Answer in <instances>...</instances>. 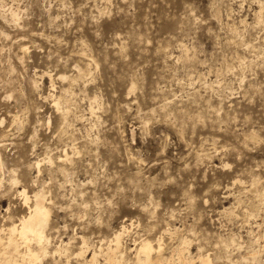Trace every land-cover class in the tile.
I'll return each instance as SVG.
<instances>
[{
  "label": "rangeland",
  "instance_id": "1",
  "mask_svg": "<svg viewBox=\"0 0 264 264\" xmlns=\"http://www.w3.org/2000/svg\"><path fill=\"white\" fill-rule=\"evenodd\" d=\"M23 192L34 264H106L123 228L122 264H264V0H0V232Z\"/></svg>",
  "mask_w": 264,
  "mask_h": 264
},
{
  "label": "bare ground",
  "instance_id": "2",
  "mask_svg": "<svg viewBox=\"0 0 264 264\" xmlns=\"http://www.w3.org/2000/svg\"><path fill=\"white\" fill-rule=\"evenodd\" d=\"M7 12L11 15L13 19H15V17L17 16V14L11 9L7 10ZM83 58H85V56ZM77 69H78L77 71L78 80L85 79L87 77V73L90 72L88 70L90 68H88L87 70H83L77 67ZM62 79H65V78H62ZM51 80H52V85L54 86V81L53 79ZM34 87H35V83H34ZM62 96L64 97V95ZM51 97L54 100L53 104L55 103L57 110L63 112V115L65 116V112L67 111V107L65 105L66 103L62 100L61 97H57L56 95H52ZM66 118L67 117H65V119ZM64 157L65 159H63V161L70 160L67 153H65ZM252 186L254 189L256 187V183H253ZM22 195L25 199V204L28 206V215L23 217L22 220L19 222V224H14L12 225V227H10L7 230L6 229L1 230L0 232V264H34L36 262H41L43 258L47 257L50 254L49 252L50 251V238L46 234V229L49 224L50 212L45 205V202H46L45 195L44 193H39L35 195L34 200H33V206L30 205L31 199L27 196L26 192H23ZM125 231H126V228H123L119 233L115 235L113 240L110 241V250H111L110 253L111 254L108 256L106 264H122V261H119L117 259L116 254L120 249V240L123 237ZM4 233H6L5 238H3ZM158 241H159L158 248L161 251L162 241L161 239H159ZM257 241H259V239ZM183 244L186 245L188 243L185 241ZM225 248L228 251L229 245L227 244ZM261 249L263 252L264 246L259 247L258 251H253L252 256H251L253 258L252 260H256L257 258H259ZM182 250L179 253V256L184 261H187V258L185 257V254L182 252ZM153 251H154V247L151 242L145 240L140 243V254L141 255H140L139 260L142 261V264H153L152 258H151ZM142 256L146 257V261H143L141 259ZM96 259H97V254L95 253L94 256L92 257L91 264H98ZM160 264H163V261H160Z\"/></svg>",
  "mask_w": 264,
  "mask_h": 264
}]
</instances>
